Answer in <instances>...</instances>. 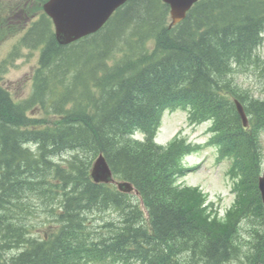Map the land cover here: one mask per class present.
I'll return each instance as SVG.
<instances>
[{
    "label": "trees",
    "instance_id": "1",
    "mask_svg": "<svg viewBox=\"0 0 264 264\" xmlns=\"http://www.w3.org/2000/svg\"><path fill=\"white\" fill-rule=\"evenodd\" d=\"M168 26L160 0H134L99 33L71 46L49 38L53 66L39 78H54L42 106L58 121L28 118L25 110L36 101L14 104L0 86V264H228L248 254L264 261L257 187L264 0H201L182 23ZM251 69L263 86L259 96L234 78ZM235 100L250 118L247 129ZM176 109L189 111L192 125L212 121L211 144L220 159L231 160L235 200L222 217L202 189L178 183L189 171L183 159L199 148L180 134L165 146L155 142L163 112ZM139 133L144 139L135 138ZM66 151L71 156L62 167L54 164ZM99 151L141 192L148 225L136 196L92 182L88 159ZM34 196L41 207L29 203ZM29 207L31 214L53 213L55 221L44 220L42 232L35 226L31 236ZM107 209L120 220L97 240L88 215ZM241 218L251 223L250 239L239 233Z\"/></svg>",
    "mask_w": 264,
    "mask_h": 264
},
{
    "label": "rangeland",
    "instance_id": "2",
    "mask_svg": "<svg viewBox=\"0 0 264 264\" xmlns=\"http://www.w3.org/2000/svg\"><path fill=\"white\" fill-rule=\"evenodd\" d=\"M12 48V45H9V47L0 52V63L7 58ZM259 53L264 58V42L259 49ZM28 55L29 53H26V57H22L17 60L15 65L10 67L9 71L4 76L3 85H7L10 82L7 87L10 86V91L16 100L26 99L30 92L23 82L26 75L31 72L30 69L32 64L23 63L25 59H29ZM235 81L242 88L248 89L251 94L255 96H259L262 93L263 86L256 74L252 72H246L236 76ZM39 112L40 111L38 110L34 114L39 115ZM207 124L210 123L197 127L191 126L188 122V113L185 110L166 112L164 122H162L160 128V142L166 143L173 136V134L179 130H182L183 136H187L190 141H204L209 137V135L205 132L208 127ZM205 149L206 150L186 160V163L191 166L200 164V169H198L197 173L192 175L191 178L194 182H201V184L204 185L206 192L210 194V197L220 202V206L222 204V208L227 209L232 204L234 199V195L231 191L232 184L227 175L229 163L226 160L219 162L217 160V151L214 148L208 147ZM191 178L188 177L190 181H192ZM220 198H222L221 201L219 200ZM41 214L40 218L35 216L34 219L36 220V223L42 220L48 221L50 219L47 214ZM115 218L116 216L111 212H107L103 215L104 221L112 219L115 220ZM104 221L99 224L103 225ZM235 264L240 263L236 261Z\"/></svg>",
    "mask_w": 264,
    "mask_h": 264
},
{
    "label": "water",
    "instance_id": "3",
    "mask_svg": "<svg viewBox=\"0 0 264 264\" xmlns=\"http://www.w3.org/2000/svg\"><path fill=\"white\" fill-rule=\"evenodd\" d=\"M127 0H52L46 6V11L54 18L57 39L61 44H67L83 36L97 32L109 20L113 12ZM171 6L173 24L181 22L186 12L197 0H163ZM238 111L247 126V118L242 106L237 103ZM95 183L116 184L124 193L135 191L129 182H117L103 154L95 161L91 172ZM260 189L264 196V177L260 179ZM136 192V191H135ZM138 194V192H136Z\"/></svg>",
    "mask_w": 264,
    "mask_h": 264
},
{
    "label": "flooded vegetation",
    "instance_id": "4",
    "mask_svg": "<svg viewBox=\"0 0 264 264\" xmlns=\"http://www.w3.org/2000/svg\"><path fill=\"white\" fill-rule=\"evenodd\" d=\"M43 0H26L24 6L20 10H15L16 2L11 3L6 0H0V17H16L18 14H23L24 17H42Z\"/></svg>",
    "mask_w": 264,
    "mask_h": 264
}]
</instances>
